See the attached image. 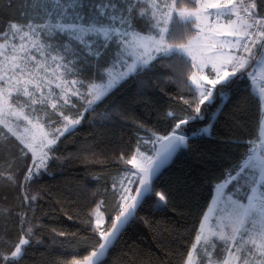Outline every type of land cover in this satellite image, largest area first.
Returning a JSON list of instances; mask_svg holds the SVG:
<instances>
[{
	"label": "trees",
	"instance_id": "trees-1",
	"mask_svg": "<svg viewBox=\"0 0 264 264\" xmlns=\"http://www.w3.org/2000/svg\"><path fill=\"white\" fill-rule=\"evenodd\" d=\"M44 3L55 19L36 0H0V34L11 23H63L55 15L58 5L52 0ZM257 4V14L264 17V3L257 0ZM180 24L174 14L169 27L178 37L176 43L186 42L179 39ZM109 26L121 27L118 21ZM137 27L143 30L144 25L137 22ZM152 65L90 108L76 98L55 110L42 107L45 124L57 125L61 112L81 122L60 137L45 168L31 181L25 179L29 153L21 152L18 140L0 127V264L20 239L30 241L23 246L20 264H73L96 250L99 231L109 229L118 205L127 202L120 199L119 182L135 173L128 165L135 149L150 154V139L169 133L179 122L168 114L184 117L189 109L186 101L196 95L189 82L194 71L190 61L158 57ZM93 75L94 67L85 66L79 78L89 84ZM261 118L259 97L247 74L238 73L235 84L217 96L203 120L182 126L191 137L193 129L211 122V135L191 139L190 149L181 151L155 181L166 201L157 207L154 194L146 198L100 264H185L214 186L222 182V169L238 170L258 140ZM131 188L134 192L136 185ZM96 210L104 219L99 228L94 224ZM29 226L33 231L26 235ZM215 257H221L219 246Z\"/></svg>",
	"mask_w": 264,
	"mask_h": 264
},
{
	"label": "snow or ice",
	"instance_id": "snow-or-ice-1",
	"mask_svg": "<svg viewBox=\"0 0 264 264\" xmlns=\"http://www.w3.org/2000/svg\"><path fill=\"white\" fill-rule=\"evenodd\" d=\"M52 2L58 5L55 15L61 16L64 22L46 25L55 33L49 37L46 46L35 42L42 28L29 20L25 25H9L13 40L11 49L0 51V56L4 57L0 61V125L16 135L10 125L15 123L19 128L20 122H24V138L17 137L23 145L20 151L30 150L34 156L37 150L41 153L33 159V166L28 169L25 176L28 181L38 177L39 169L46 165L48 154L60 137L81 122L80 119L69 120L65 116L67 124L63 130L55 128L54 131H46L43 123H34L38 112L36 105L46 104L53 96L63 99L64 104L71 102L67 98L69 93L71 96H82L80 89L87 85L79 77L85 66L94 67V75L89 78V83L92 80L103 82L106 73H111L117 67L121 69L119 77L109 79L106 85L93 84L88 89V95L92 97L87 99L89 108L96 101L114 94L123 84L138 79L140 73L150 71L152 62L158 57L176 56L185 63L190 61L191 68L201 73L211 66V71L200 75L199 79L195 73L190 76L198 96L194 94L191 101H186L189 109L185 110L184 117L168 114L179 122L174 123L169 133L152 137L149 141L153 145L150 154L144 155L135 173L129 172L128 184L138 185L134 189L135 194L130 195L133 192L131 187L121 185V201L130 202L118 205L117 214L110 222V230L99 231L101 242L98 249L91 251L83 261V264H98L120 232V225L134 216L146 196L154 194L158 198L157 207L166 201L167 195L157 191L154 185L157 173L170 164L182 149H190L191 139L211 135V122L198 130L193 129L191 137L182 126L203 120L215 105L217 96L222 97L225 90H230L235 84L238 73L253 76V72L247 69L264 61V17L256 12L257 0H252L250 4L244 0H187L183 4L178 0ZM260 2L264 3V0ZM36 3L43 5L48 16H53L44 0H36ZM210 9L215 11L210 12ZM174 14L181 22L179 39H186V42H175L178 37L169 27L174 22ZM232 16L237 19H232ZM117 21L121 27L109 26V22L115 25ZM137 22L143 23V30L137 27ZM127 29H131V32ZM20 33L23 35L17 45L16 36ZM0 35L7 37L9 32ZM130 35H134L131 41L128 39ZM30 42L31 47L28 46ZM128 57H134L130 64ZM48 69L63 82V86L56 84V88L60 89L59 94L51 88ZM69 76L77 78L69 80ZM217 85H220L219 89ZM261 91L264 94V89ZM261 103L264 105V100ZM201 106H204L203 109ZM51 107L56 109L57 103H51ZM60 114L63 115V112ZM132 163H135V159ZM226 170L222 169L220 179L223 182L215 184V192L218 197L226 199L232 210L227 222L212 235L224 242L229 255L224 264H264V197L257 196L260 186L264 185V159L254 160L249 156L238 170H227L225 175ZM226 189L229 190L227 194ZM249 190L246 201L234 199L236 193H248ZM96 224L99 228L101 221L98 219ZM32 231L29 226L26 235ZM29 243V239H20L9 254L2 257V264H20L23 246ZM209 264H212L211 260Z\"/></svg>",
	"mask_w": 264,
	"mask_h": 264
},
{
	"label": "rangeland",
	"instance_id": "rangeland-1",
	"mask_svg": "<svg viewBox=\"0 0 264 264\" xmlns=\"http://www.w3.org/2000/svg\"><path fill=\"white\" fill-rule=\"evenodd\" d=\"M244 2L246 4H250L247 0H244ZM209 11L214 12L215 10L210 9ZM176 17L179 20L178 16H176ZM232 19H237V17L232 16ZM50 24H52V23H46L43 25H39V26H41L42 31L36 37L35 42L40 44L41 46H46V44L49 40L48 38L55 34L54 32L50 31L46 27V25H50ZM8 32H9V35L7 37H4L2 40H0V51H6L8 49H11V46L13 43L12 33L10 30H8ZM21 35H23V34L20 33L16 36L17 45L20 43V36ZM256 38L260 39L259 37H256ZM114 39H115V37H114ZM128 39L130 41L133 40L134 35H130L128 37ZM217 39H225V38L224 37H217ZM228 39H231V38H228ZM31 40H32V38L30 36L29 41H31ZM52 43L54 44L55 42H52ZM28 46L29 47L32 46L31 42L29 43ZM45 50L50 51V49H48V48H45ZM253 50H255V49H253ZM225 51H227V49H225ZM239 54L240 53H237V55H239ZM38 58H42V57L38 56ZM3 59H4V57L0 56V61H2ZM133 59H134V57H128L129 64L132 62ZM257 59L259 60L260 58L258 57ZM48 63H51V61H48ZM120 71H121V69L119 67H117L116 69H113L111 71V73L105 74V80L103 82L96 81V82L86 84L87 85L86 88L80 89V91L83 93L82 96H79V97L78 96H71V94L69 93L67 98L70 101L72 99H75V98L80 99V100H84V106L86 108H89V106L87 104V99H91L92 97L88 95V89H90L93 86V84H98L100 86L106 85L108 83L109 79L119 77ZM210 71H211V66L205 68L203 73L197 71L196 69H194L193 73H195L197 79H199L200 75H202V74L206 75ZM248 71L253 72V76L247 75V77L250 81V84H251V90L260 99V91H259L258 84L264 76V61L250 67L248 69ZM193 73L190 76H192ZM38 74H42V73H38ZM213 75H215V73H213ZM48 78L51 81V88H52L53 92L59 94L60 89L56 88V84L61 83V85L63 86L62 80H58L56 78V76L52 74L51 69H48ZM68 79L71 80L74 78L69 76ZM189 82H190L191 86L193 87V89L195 90L196 95L198 96V91L196 89V86L194 84H192L190 77H189ZM208 87H210V86H208ZM45 91H47V89H45ZM53 102L57 103V107L67 105V104H64L63 99H58L57 96L51 97L46 104H43V105L37 104L36 105L38 112L36 115V119L34 120V123H36V122L43 123L45 125L46 131H54L55 128H60L61 130H63V127L67 124V120L64 119L65 116H63L61 114H59L60 115L59 116V122L56 123L57 125L52 126V124H45L44 123V117H43L44 114H41V111L43 110L42 107H45L46 109H49V110H55L51 107V103H53ZM260 102H261V100H260ZM261 109H262V112H264V106L262 105V103H261ZM39 114H41V116ZM67 118L69 120L74 119L71 117H67ZM261 122H262V126H261V124H260V126L262 128L261 129L262 132L260 133V137L258 136V140L252 144L249 155L241 163L240 166H242L243 164H245L248 161L249 156H252L254 160L264 159V115H262ZM20 123H21V127H19V128H17V125L15 123H12L10 125L13 128V130L16 131V135H13L11 132H8L7 128H4L2 125H0V127L3 128L8 134L15 137L18 140V142L21 144V139L24 138V130H23V123L24 122H20ZM258 135H259V132H258ZM17 137H20L21 139H18ZM144 142L148 143L147 141H144ZM26 151L29 153L30 158H31V163H30L29 167H32L33 166V159L39 157L41 154L40 150L36 151L35 156L33 155L32 151H30V150H26ZM43 151H47V149H44ZM145 154H146L145 152H143L139 147H137L134 151L133 156L128 161V165H129L130 169H132V170L137 169L136 166L139 165L140 163H142L143 157ZM133 159H135V163H132ZM47 161H48V158L46 160V163H47ZM44 168H45V166L40 168L39 171L43 170ZM27 173H28V170H27ZM257 174H258V172H257ZM128 178H129V175H126L120 179V182H119L120 187H121V185L131 187V185L128 184ZM225 191H226V194L229 192L228 189H226ZM247 194H250V190L248 193H244V192L236 193L234 196V199H237V200L243 199L246 201ZM257 196H258V198L264 197V185L260 186L259 191L257 193ZM123 202H125V201H123ZM231 210H232V206L226 201V199L220 198L216 195L215 186H214L212 199L210 201L209 207L207 208L206 212L204 213V215L202 217L196 238H195L193 246H192V248H191V250L187 256L185 264H209V260H211L212 264H224V261L229 259V255H228V253L224 247V242L219 240L218 236L212 235V233L216 232L220 227L223 226L224 223L227 222ZM98 219L101 221V224L99 226V227H101L104 224V219H103L102 214L99 212V210H96L94 213V224H95V226H97L96 221ZM257 228H259V225H257ZM251 231L255 232L256 229H251ZM197 237H200V239L198 240ZM217 246H219L221 249V257L219 259L215 257V250H216Z\"/></svg>",
	"mask_w": 264,
	"mask_h": 264
},
{
	"label": "water",
	"instance_id": "water-1",
	"mask_svg": "<svg viewBox=\"0 0 264 264\" xmlns=\"http://www.w3.org/2000/svg\"><path fill=\"white\" fill-rule=\"evenodd\" d=\"M185 149H186V148H185ZM185 149H182L181 151H183V150H185ZM179 153H180V152H179ZM179 153H177V155H178ZM177 155H176V156H177ZM174 159H175V157L173 158V160H174ZM171 163H172V162H171ZM171 163L168 164V165H166L163 169H161V170L157 173V176H156L155 179H154V183H155V181L158 179V177L160 176V174H161L166 168H168V167L171 165ZM133 171L136 172L137 169H133ZM137 186H138V185H136V187H137ZM134 194H135V192H133L132 195H134ZM146 198H148V196H146V197L141 201V205H142V203L144 202V200H145ZM127 202H130V201H127ZM127 202H126V203H127ZM138 209H139V207L137 208V210H136V212H135V214H134L133 217H130L129 220H128L126 223H122V224L120 225V232H119V233L113 238V243H112V245L109 247L108 252H109V250L114 246L115 242L117 241V239L119 238V236L121 235V233L127 228V226L130 224V222L134 219V217H135V215H136ZM110 228H111V226L109 227V230H110ZM100 242H101V241H100V239H99V243H100ZM96 249H98V247H97ZM108 252H107V254H108ZM107 254H106L103 258H101V259L98 261V264H100L101 262L104 261V259L106 258ZM88 255H90V253H89ZM88 255H87V256H88ZM83 261H84V259H82V260H80V261H76V262H74L73 264H83Z\"/></svg>",
	"mask_w": 264,
	"mask_h": 264
},
{
	"label": "built area",
	"instance_id": "built-area-1",
	"mask_svg": "<svg viewBox=\"0 0 264 264\" xmlns=\"http://www.w3.org/2000/svg\"><path fill=\"white\" fill-rule=\"evenodd\" d=\"M241 16H243V13H241ZM259 91H260V100L262 101L264 99V94H262V89H264V76L263 78L260 80L259 84Z\"/></svg>",
	"mask_w": 264,
	"mask_h": 264
},
{
	"label": "crops",
	"instance_id": "crops-1",
	"mask_svg": "<svg viewBox=\"0 0 264 264\" xmlns=\"http://www.w3.org/2000/svg\"><path fill=\"white\" fill-rule=\"evenodd\" d=\"M263 106H264V105H263ZM261 126H262V122H261ZM261 126H260V129H259V135H258L259 137H260V133L262 132V130H261V129H262Z\"/></svg>",
	"mask_w": 264,
	"mask_h": 264
}]
</instances>
